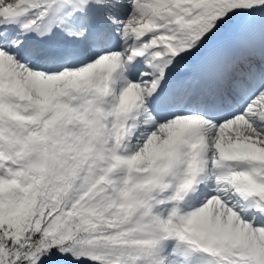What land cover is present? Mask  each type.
Listing matches in <instances>:
<instances>
[{
	"label": "snow or ice",
	"instance_id": "obj_1",
	"mask_svg": "<svg viewBox=\"0 0 264 264\" xmlns=\"http://www.w3.org/2000/svg\"><path fill=\"white\" fill-rule=\"evenodd\" d=\"M0 264H264V0H0Z\"/></svg>",
	"mask_w": 264,
	"mask_h": 264
}]
</instances>
